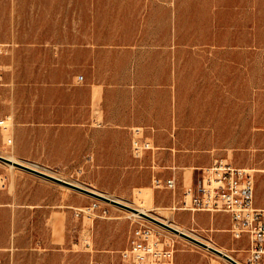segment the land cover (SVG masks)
<instances>
[{
	"label": "rangeland",
	"instance_id": "rangeland-1",
	"mask_svg": "<svg viewBox=\"0 0 264 264\" xmlns=\"http://www.w3.org/2000/svg\"><path fill=\"white\" fill-rule=\"evenodd\" d=\"M0 43L12 46L0 89V112L11 117L10 131L0 130L1 157L144 209L246 260L248 241L233 239L229 216L175 211L174 190L155 187L152 162L155 152L171 154L186 187L192 171L193 185L200 179L196 163L250 170L264 209V0H0ZM111 111L164 125H106ZM134 136L154 150L135 158ZM110 149L119 155L112 162ZM14 199L37 205L7 208L0 225L31 234L47 264H118L141 223L174 247L175 264L220 261L133 212L0 161V203ZM94 202L99 209L77 215Z\"/></svg>",
	"mask_w": 264,
	"mask_h": 264
},
{
	"label": "built area",
	"instance_id": "built-area-1",
	"mask_svg": "<svg viewBox=\"0 0 264 264\" xmlns=\"http://www.w3.org/2000/svg\"><path fill=\"white\" fill-rule=\"evenodd\" d=\"M11 53L10 44L0 43V89L5 86L2 60ZM1 99L0 93V104ZM10 129L11 117L3 116L0 112V130L8 133ZM136 132L139 135L140 130ZM12 143L13 140L9 138L8 145ZM153 150L150 142L141 136H134L132 154L135 158L140 159L147 151ZM166 187L175 190V181L168 180ZM96 209H99V204L94 202L77 215L90 214ZM174 210L188 212L192 216L196 213H223L229 216V232L237 241H248V255L242 263L231 257L233 262L218 256L220 261L217 264H264V209L256 206L255 181L250 170L237 168L224 161L214 162L211 167L202 170L197 184L185 188L182 206ZM120 259L118 264H174L175 250L157 228L141 223L132 231L127 247L120 252Z\"/></svg>",
	"mask_w": 264,
	"mask_h": 264
},
{
	"label": "crops",
	"instance_id": "crops-1",
	"mask_svg": "<svg viewBox=\"0 0 264 264\" xmlns=\"http://www.w3.org/2000/svg\"><path fill=\"white\" fill-rule=\"evenodd\" d=\"M11 56V55H10ZM9 56V57H10ZM6 57V58H9ZM4 58V59H6ZM3 59V60H4ZM2 60V64H3ZM4 66V65H3ZM5 69V68H4ZM6 78V77H5ZM0 111H1V104H0ZM112 115L110 116L108 122H106V125L114 126V127H133V126H160L164 125L162 123L156 122V119H150L142 121L139 118H136L135 116H129L128 114L126 116H123L120 113L115 114L114 111H111ZM95 115H98V112L95 111ZM196 126H205L206 122L204 121H197L195 123ZM129 142V140L127 141ZM97 147V146H96ZM102 150L100 147L95 148L94 150V164L100 165V161L102 160ZM153 153V152H152ZM156 156L158 157V160L156 161ZM108 158L111 162L118 159L119 155L117 152L110 149V152L108 155L104 156ZM153 162L154 169V175L156 176L157 182H159V185L155 186L157 189H168L166 187V182L168 180L173 179L175 181V190L173 191V206L176 207L177 205L180 208L182 206V199H183V192L187 185L186 175L187 173L184 171V169L176 167L174 163V157H172L171 154H166L164 152L161 153H153ZM176 159V158H175ZM173 160V162H172ZM166 162V163H165ZM213 165L212 162L206 161L202 164L196 163L195 168L200 170H203L205 168H209ZM39 167L38 165H35ZM192 166V165H189ZM100 167V166H99ZM192 168V167H186L185 169ZM199 175L202 176L200 173ZM196 176V170L192 171L190 174V185H193L195 181ZM200 176V178H201ZM200 180V179H199ZM170 190V189H169ZM160 197V195H158ZM36 202H41L42 206L48 207L54 205L53 199H36L34 200ZM36 203L31 204H24L22 201H19L17 199H14L11 203L10 200L4 201L0 203V214H7L10 213L11 210L7 209L11 206L15 207H29V206H36ZM3 207V209L1 208ZM170 207V208H172ZM178 213H184L189 214L188 212L178 211ZM178 215V214H177ZM190 215V214H189ZM192 215V214H191ZM206 215V213H196L194 216V220H198V216ZM203 221V220H201ZM6 224L0 225V262L2 264H47L46 256L47 253L45 252L44 248H33L30 242L31 234H9V225L7 223V220L5 221ZM175 264V263H174Z\"/></svg>",
	"mask_w": 264,
	"mask_h": 264
},
{
	"label": "water",
	"instance_id": "water-1",
	"mask_svg": "<svg viewBox=\"0 0 264 264\" xmlns=\"http://www.w3.org/2000/svg\"><path fill=\"white\" fill-rule=\"evenodd\" d=\"M0 161L4 162V163H7L9 165H14L15 167L23 169V170H25V171H27L29 173H32L34 175H37V176H39L41 178H44V179H47L49 181L61 184L63 186L71 188L73 190L79 191V192H81L83 194H86V195L91 196L93 198H96L98 200L105 201V202L114 204L116 206L122 207V208H124V209H126V210H128L130 212H133L135 214L140 215L141 218H144V219H146V220H148V221H150V222H152V223H154V224H156V225H158V226H160L162 228H165V229L169 230L170 232H172V233H174L176 235H179V236H181V237H183V238H185V239L197 244L198 246H201L202 248L207 249V250L211 251L212 253H215L218 256L224 257L225 259L233 262L231 260V258H229V256L223 255L221 252H219L218 250L214 249L213 247L208 246L207 244L199 241L196 238H193L192 236H190V235H188L186 233L180 232L179 230H177L174 227L162 222L161 220H158L157 218H154V217H152V216H150L148 214L140 212L138 209L131 208V207L125 205V204H122L120 202L112 200V199H110V198H108V197H106V196H104V195H102V194H100V193H98L96 191H93L91 189L75 185V184H73L71 182H68V181H63V180H61V179H59L57 177H54L52 175H49V174L44 173L42 171H39V170H37L35 168L25 166V165H23L21 163L13 162V161H11V160H9L7 158H4V157L0 156Z\"/></svg>",
	"mask_w": 264,
	"mask_h": 264
},
{
	"label": "bare ground",
	"instance_id": "bare-ground-1",
	"mask_svg": "<svg viewBox=\"0 0 264 264\" xmlns=\"http://www.w3.org/2000/svg\"><path fill=\"white\" fill-rule=\"evenodd\" d=\"M9 160H11V161H13V162H17V163H19V161L14 157V156H10L9 158H8ZM11 167H14V165H10ZM34 168H37V166H35V165H32ZM50 175V174H49ZM62 180V179H61ZM64 181V180H63ZM76 185V184H75ZM79 186V185H78ZM82 187V186H81ZM113 200V199H112ZM116 201V200H115ZM117 202H119V201H117ZM140 212H142V213H145V214H148V215H150L149 213H147L144 209H138ZM133 214V216H135V217H138V218H141L140 217V215H138V214H135V213H132ZM151 216V215H150ZM162 222H164V223H166V224H168V225H170V226H172V227H174L175 229H177V230H179L180 232H183V233H186V232H184L183 230H181V229H179L177 226H175V225H173V224H170V223H168V222H166V221H163V220H161ZM205 244H207L208 246H210V247H213L214 249H216V250H218L219 252H221L222 253V251L221 250H219V249H217V248H215L212 244H210V243H205ZM215 254V253H214ZM223 254V253H222ZM223 255H225V254H223ZM227 256V255H226ZM231 258H233L232 256H230ZM235 261H237V262H239V263H242L241 261H239V260H237V259H235V258H233Z\"/></svg>",
	"mask_w": 264,
	"mask_h": 264
}]
</instances>
